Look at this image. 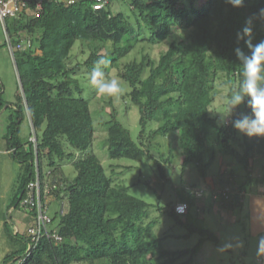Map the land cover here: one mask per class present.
<instances>
[{
    "label": "trees",
    "instance_id": "1",
    "mask_svg": "<svg viewBox=\"0 0 264 264\" xmlns=\"http://www.w3.org/2000/svg\"><path fill=\"white\" fill-rule=\"evenodd\" d=\"M115 1H122L127 10L114 12ZM95 3L96 0H50L39 16L23 12L11 18L12 26L6 23L21 80L6 138L8 150L26 166L18 177L10 207L23 208L27 185L35 179L37 158L42 177L56 183L54 195L65 200L57 215L52 216L51 224L63 239L43 237L29 251L28 237L8 232L13 249L5 262L192 264L206 239L217 240L210 228L197 226L190 219V210L198 198L192 192L194 187L190 188V196L176 202H186L188 213H176V203L170 213L189 228L185 236L199 233L202 238L193 248L168 249L163 243L168 236L155 234L157 220H148L150 204L131 194L129 186L115 184L92 150L96 127L79 71L85 65L90 74L97 59L110 60L104 69L106 78L110 77V69L116 68L130 85L131 100L140 109L141 137L147 135L150 121H158L148 142L158 134H176L184 153L183 166L193 163L201 177L209 176L219 156L231 157L238 165L220 168L210 185L213 198H218L223 208L234 210L243 206L249 189L264 185V138H249L232 126L241 113L250 112L246 104L234 109L225 124L211 109L221 91L219 84L228 87V99L232 89L239 87L243 68L235 49L250 52L244 41L237 40V33L246 20L264 8V0H244L239 8L227 0H110L100 9H95ZM252 30L253 44L264 40V19L254 18ZM22 31L26 32L25 39ZM26 40L30 45L17 47ZM78 41L90 50L83 63H74L71 55ZM146 46L164 47L155 57ZM133 52L132 60L122 61ZM175 84H179L178 89H174ZM5 104L0 94V110ZM110 104L113 107L104 125L111 157L138 161L153 158L147 139L138 144L119 119L112 99ZM175 114L181 116V121L177 129L171 130ZM27 117L37 136V147L29 139V150H23L20 126ZM68 145L84 154L77 158ZM258 159L262 174L255 176ZM67 160L73 161L77 169L73 180L63 171L62 164ZM171 160L170 156L163 161ZM163 161L157 160V164L164 175ZM56 218L59 222L54 225Z\"/></svg>",
    "mask_w": 264,
    "mask_h": 264
},
{
    "label": "rangeland",
    "instance_id": "2",
    "mask_svg": "<svg viewBox=\"0 0 264 264\" xmlns=\"http://www.w3.org/2000/svg\"><path fill=\"white\" fill-rule=\"evenodd\" d=\"M112 9L114 12H118L127 10V6L122 1H115L112 4ZM6 23L8 26H12L13 20L8 18ZM26 36V32L22 31L23 39ZM1 37H3V42H5L6 29L4 25L0 27ZM6 43L8 49L0 50V86L3 89L1 94L4 99L10 101L9 105L6 102L0 110V264L9 263L5 262V257L13 249L8 232L18 233L17 229L19 228L21 234H25L28 225L32 221L30 212H26L20 207H10L18 189V177L26 166L18 161L8 150V140L6 138L10 121L9 115L15 110L14 105L18 101L19 92H21V80L14 51H11L8 40ZM163 47L146 46V50L152 56L158 57ZM134 53H131L130 57L123 58L122 61L132 60L135 57ZM72 54L74 63H83L88 58L90 50L78 41L72 49ZM136 56L137 58L140 57V53H137ZM86 67L83 65L79 74L84 77L82 80L85 90L83 95L91 100V109L96 127V138L93 142L92 150L101 158L107 174L114 179L115 184L129 186L131 194L150 204L148 220H157L154 227L156 235L160 237L168 236L163 241L165 247L171 250L193 248L202 238L199 233L185 236L189 233V228L178 223L177 219L170 213L173 204L190 196V188L192 187L194 188L191 191L198 197V202L199 196L196 194V189L201 187L204 189L203 196L207 198L205 211H190V219L197 226L210 228L215 233L217 240L206 239L192 264H254L258 258L257 246L259 239L253 237L250 231L248 197L252 190L249 189L248 195L245 194L243 206L228 211V209L222 207V203L218 198L216 200L213 198L214 189L208 183L220 168L229 169L238 164L231 157L221 155L211 167L209 176L206 179L200 176L193 163L184 167V153L179 146L176 134H158L151 142H148L147 137L152 130L159 126L158 121L152 120L148 123L147 135L144 137L147 142L141 137L140 109L131 100L129 95L131 87L119 76L118 70L116 68L110 69V77L107 79H117L122 84L124 92L117 97H107L98 95L94 87L91 86ZM178 88L179 84H175L174 89ZM219 88L221 90L220 94L214 102L211 111L213 115L220 117L219 113L225 115L228 113L229 99L227 98L228 87L219 84ZM110 99L113 100L119 111V119L131 130L134 140L138 144L143 141L148 144L153 158L145 157L143 160L138 161L125 157H111L107 144V127L104 125V121L108 119V113L113 107L110 104ZM172 118L173 126L171 130H175L180 124L181 116L175 114ZM226 119L228 121L230 116ZM33 131L29 117L25 118L20 126V135L24 142L23 150H29L28 140ZM68 149L75 151L77 158L84 154L70 145H68ZM170 156L172 157V162L163 161ZM157 160L164 163V175L158 168ZM257 162L261 163L259 159ZM62 167L69 180H73L77 176V169L73 161H65ZM254 173L257 176V174L261 173V170L254 171ZM214 178L218 180L219 177L215 176ZM254 189L264 190V185L255 186ZM49 205L50 214L56 216L61 209L62 201L51 197ZM67 205L68 203H66V208ZM58 222L59 218H56L54 225L58 224ZM259 258L263 259V257ZM10 264H18V262L10 261Z\"/></svg>",
    "mask_w": 264,
    "mask_h": 264
},
{
    "label": "clouds",
    "instance_id": "3",
    "mask_svg": "<svg viewBox=\"0 0 264 264\" xmlns=\"http://www.w3.org/2000/svg\"><path fill=\"white\" fill-rule=\"evenodd\" d=\"M233 7H242L244 0H227ZM254 18L264 19V8L259 10L255 17H250L245 22L244 28L237 33V40L247 44L250 54H246L241 48L235 49L237 59L243 68L242 80L238 88H233L229 98L228 113L220 114V123L225 124L227 117L234 109L246 104L249 113H241L238 119L232 122V126L241 134L252 138H264V40L252 43V24ZM247 37L248 39H245ZM111 63L105 57L97 59L89 74V83L94 87L98 95L117 97L122 95L124 88L117 79H107L104 69ZM186 205H178L177 212L183 213ZM257 256L264 257V236L258 240Z\"/></svg>",
    "mask_w": 264,
    "mask_h": 264
},
{
    "label": "built area",
    "instance_id": "4",
    "mask_svg": "<svg viewBox=\"0 0 264 264\" xmlns=\"http://www.w3.org/2000/svg\"><path fill=\"white\" fill-rule=\"evenodd\" d=\"M46 1L50 0H0V19L6 23L8 18L17 17L23 12L28 15L39 16L44 9V4ZM110 0H96L94 5L95 9H100L104 7ZM30 40L23 41L17 45L18 48H24L26 45H30ZM14 50V46L11 43ZM30 139L35 143V148L37 147V136L35 131L31 135ZM36 176L35 179L29 182L27 185L26 196L22 200L23 209L26 212H30L32 222L28 225L25 236L29 238V251L32 247L38 243L43 237L53 239L56 241H61L63 237L59 234L56 228H52L51 224L53 222L52 215L50 214L49 200L51 197L56 198L54 191L57 188L56 183H50L44 179L41 175L39 169L38 158L36 160ZM51 172L49 171V174ZM49 179V178H48ZM204 193V189L197 188L196 194L201 197ZM221 194L226 192L219 191ZM63 198H64V194ZM217 197V195H215ZM65 199H61L62 204ZM178 205H186L183 213L177 212ZM175 211L178 214L185 215L189 211V205L186 202H178L175 205ZM18 233H21L20 229H17ZM28 251V252H29Z\"/></svg>",
    "mask_w": 264,
    "mask_h": 264
},
{
    "label": "crops",
    "instance_id": "5",
    "mask_svg": "<svg viewBox=\"0 0 264 264\" xmlns=\"http://www.w3.org/2000/svg\"><path fill=\"white\" fill-rule=\"evenodd\" d=\"M2 25H4V27L6 29V40H5V42H3V37L0 38V50L1 49L2 50L8 49L7 43H6V41L8 40V42L10 43L11 51L13 52L14 50L11 46V43H12L11 42V36L9 34L7 24L4 23L0 19V27H2ZM2 90L3 89H1L0 94L3 92ZM3 100L6 101L8 103V105L10 104V101H8L7 99L3 98ZM259 170H261V173H262V162L260 163V162L256 161L255 165H254L253 172L259 171ZM261 173L257 174V176L261 175ZM212 182H213V177L208 181V183L211 184ZM247 195H248V193H247ZM206 205H207V198L202 195L201 197H199L198 202L196 203V205H194L191 208L190 211L195 210L197 212H204ZM248 210H249V218H250L251 235L253 237L259 239L260 235L264 233V190L254 189L249 193ZM10 211H12V210H10ZM228 211H231V210H228ZM258 258L256 259V262L254 264H264V257H263V259H261V258L258 259ZM8 264H10V262Z\"/></svg>",
    "mask_w": 264,
    "mask_h": 264
}]
</instances>
